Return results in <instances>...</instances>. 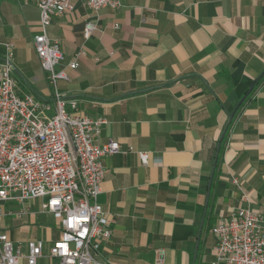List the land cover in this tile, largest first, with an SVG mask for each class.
I'll use <instances>...</instances> for the list:
<instances>
[{
	"label": "crops",
	"instance_id": "crops-1",
	"mask_svg": "<svg viewBox=\"0 0 264 264\" xmlns=\"http://www.w3.org/2000/svg\"><path fill=\"white\" fill-rule=\"evenodd\" d=\"M120 2L119 10L95 12L74 0L73 11L48 29L68 77L57 81L58 92L76 101L81 116L106 121L100 143L120 145V152L102 158L106 172L97 202L112 223L97 259L155 264L162 249L161 264H191L217 144L233 112L207 211L216 221L248 207L264 221V0ZM86 22L94 26L87 40ZM38 32L34 3L0 1V63L12 54L19 95L51 103L33 46ZM80 50L84 55L71 70ZM138 152L148 153L146 165ZM39 202L28 207L41 225ZM31 216L0 219V229L24 245L18 231L33 223ZM41 229L46 254L59 232L55 225ZM213 245L210 232L201 233L195 264L211 263ZM44 263L55 261L37 259Z\"/></svg>",
	"mask_w": 264,
	"mask_h": 264
},
{
	"label": "built area",
	"instance_id": "built-area-1",
	"mask_svg": "<svg viewBox=\"0 0 264 264\" xmlns=\"http://www.w3.org/2000/svg\"><path fill=\"white\" fill-rule=\"evenodd\" d=\"M21 1H31L39 11L33 46L52 89V102L19 95L12 76V54H7L0 63V219L31 216L34 212L28 203L40 200L39 213L52 218L59 236L45 254L43 239L13 243L0 229V264H19L20 260L36 264L42 257L55 264H105L97 253L102 241L111 236L112 221L102 212L97 197L106 172L102 158L120 152V145L100 143L97 134L106 121L81 116L76 101L58 92L57 81L68 77L59 68L63 56L58 44L48 36L52 20L71 13L74 0ZM81 1L95 12L122 7L120 0ZM93 30V24L86 22L83 38L87 40ZM83 55V50L77 51L68 67L76 69ZM137 156L141 164H147L148 153ZM210 234L214 240L210 264H264V221L248 207L219 217ZM163 260L164 251L156 250L155 264Z\"/></svg>",
	"mask_w": 264,
	"mask_h": 264
},
{
	"label": "rangeland",
	"instance_id": "rangeland-1",
	"mask_svg": "<svg viewBox=\"0 0 264 264\" xmlns=\"http://www.w3.org/2000/svg\"><path fill=\"white\" fill-rule=\"evenodd\" d=\"M37 209H38V206H37ZM40 216H41V220L43 221L41 225L38 224V222H35L34 216H31L33 218L32 220L33 223L30 225H24L22 228H20L21 231H18V234H20V236L25 241L39 239V238L44 239L43 229H41L42 226H47L51 230L54 228L55 222L52 220V218L49 215L40 213ZM15 234L16 233H14V235ZM43 258H46V257H43ZM24 263H25L24 260H20L19 262V264H24Z\"/></svg>",
	"mask_w": 264,
	"mask_h": 264
},
{
	"label": "water",
	"instance_id": "water-1",
	"mask_svg": "<svg viewBox=\"0 0 264 264\" xmlns=\"http://www.w3.org/2000/svg\"><path fill=\"white\" fill-rule=\"evenodd\" d=\"M233 115H234V112L229 115L228 124L225 127V129L223 130V132H222V134H221V136L219 138L218 144H217L216 155H215V159H214V162H213V167H212V171H211V174H210V179H209V183H208V187H207L206 200H205V204H204L202 218H201L200 225H199V228H198V233H197V237H196V242H195V247H194V251H193L192 263L191 264H195V261H196V258H197L198 245H199V241H200V237H201V233H202V227H203V223H204V219H205V214H206V211H207V204H208V199H209V190H210V185H211V181H212V177H213V169H214V166H215V163H216V160H217V157H218V152H219V149H220V141L222 140V138L224 136V133L227 130V127L230 125Z\"/></svg>",
	"mask_w": 264,
	"mask_h": 264
},
{
	"label": "trees",
	"instance_id": "trees-1",
	"mask_svg": "<svg viewBox=\"0 0 264 264\" xmlns=\"http://www.w3.org/2000/svg\"><path fill=\"white\" fill-rule=\"evenodd\" d=\"M251 91H252V89H251L249 92H247V95L250 94ZM223 138H224V137H223ZM222 141H223V140H222ZM221 151H222V148L220 147V150H219V152H218L219 155H220ZM215 222H216V221L213 220V219L210 217V214H209L208 211H207V212H206V215H205V220H204V223H203V227H202V234H203V235H207V234L210 232V230H211V228H212V226L214 225ZM197 233H198V229H197V232H196V235H195V239H196Z\"/></svg>",
	"mask_w": 264,
	"mask_h": 264
}]
</instances>
